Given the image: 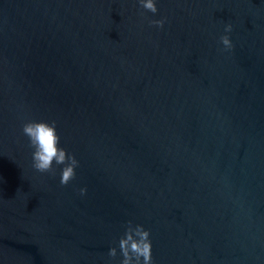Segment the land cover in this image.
I'll return each instance as SVG.
<instances>
[{
  "label": "water",
  "instance_id": "water-1",
  "mask_svg": "<svg viewBox=\"0 0 264 264\" xmlns=\"http://www.w3.org/2000/svg\"><path fill=\"white\" fill-rule=\"evenodd\" d=\"M154 3L0 0V264H119L129 221L152 264H264V0Z\"/></svg>",
  "mask_w": 264,
  "mask_h": 264
},
{
  "label": "clouds",
  "instance_id": "clouds-1",
  "mask_svg": "<svg viewBox=\"0 0 264 264\" xmlns=\"http://www.w3.org/2000/svg\"><path fill=\"white\" fill-rule=\"evenodd\" d=\"M140 5L152 12H157L154 0H139ZM151 24L163 27L164 20H152ZM231 24H225V33L231 31ZM220 41L225 49L232 47L228 35H222ZM24 136L27 137L29 146L33 149L31 153L33 168L41 173H54V163L63 165L61 168L60 183L67 185L75 177V168L78 161L74 155L68 153L60 146V137L57 133L56 121H37L30 120L22 125L21 129ZM80 194L86 192L81 188ZM150 233L140 224L132 225L129 221L124 234L118 240V247L122 259L119 264H152ZM108 256L115 258L117 256L116 247H110Z\"/></svg>",
  "mask_w": 264,
  "mask_h": 264
}]
</instances>
